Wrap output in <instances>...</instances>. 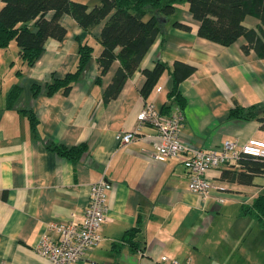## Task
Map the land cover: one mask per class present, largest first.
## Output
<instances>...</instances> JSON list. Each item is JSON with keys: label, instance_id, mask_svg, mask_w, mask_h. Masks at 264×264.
I'll return each mask as SVG.
<instances>
[{"label": "crops", "instance_id": "obj_1", "mask_svg": "<svg viewBox=\"0 0 264 264\" xmlns=\"http://www.w3.org/2000/svg\"><path fill=\"white\" fill-rule=\"evenodd\" d=\"M79 1L92 6L97 0ZM188 8L187 2L176 6L139 66L107 97L119 61L112 60L104 72L98 65L102 45L96 36L103 21L85 29L63 13L64 38H47L31 66L22 62L14 40L0 47V264H52L34 248L46 222L67 221L72 211L80 216L91 183L103 173L111 185L101 239L84 259L68 264H170L163 255L178 264H243L245 255H252L244 242L264 240V225L241 209L263 189L264 172L240 182L222 177V168L237 166L234 161L212 167L207 176L215 187L202 196L188 188L181 156L155 159L154 128L137 126V112L151 101L165 113L179 106L181 136L191 146L208 149L225 139L238 145L249 137L264 139L260 120L231 114L235 107L264 104V56L243 49L245 36L224 45L198 35V20ZM174 19L188 28L172 25ZM242 22L257 29L260 19L247 14ZM262 28L257 29L260 37ZM81 42L93 46L83 73L67 92L47 94L44 84L52 76L75 68ZM175 59L193 70L170 94ZM156 61L167 66L143 96L142 68ZM126 129H136L137 135L121 144L115 135ZM81 143L85 150L74 158L55 147ZM133 226L138 231L124 240L123 233Z\"/></svg>", "mask_w": 264, "mask_h": 264}, {"label": "trees", "instance_id": "obj_2", "mask_svg": "<svg viewBox=\"0 0 264 264\" xmlns=\"http://www.w3.org/2000/svg\"><path fill=\"white\" fill-rule=\"evenodd\" d=\"M182 2L188 3V9L198 20V35L220 44L228 45L240 36L247 38L242 47L245 51L253 48L260 56H264V35L260 37L258 30L264 26V0H97L92 6L79 0H1L0 4V47H5L11 40L18 45V53L22 62L33 65L40 57L47 38L63 39L66 27L59 18L63 13L71 14L85 29L103 21L96 39L102 45L97 56L98 65L104 72L112 60L119 61L112 82L105 90V96L114 95L121 87L128 74L133 72L161 32L165 23L176 6ZM247 14L260 19L258 28L247 27L243 19ZM172 25L188 28L187 24L177 19ZM93 53V46L87 42L78 44V60L75 68L63 76H52L44 84L47 94L62 90L67 92L72 83L77 80L86 68ZM164 61H156L151 68H142L145 81L141 94L148 95L158 76L166 68ZM193 66L181 59L172 63V80L176 91L179 80L189 75ZM175 102L182 104V98L176 95ZM259 109L261 113L259 112ZM231 114L243 118L260 120L264 129V104L252 105L249 108L235 107ZM30 122L37 120L30 114ZM57 150L68 157L80 156L86 144L73 146H55ZM237 166L229 165L222 168V177L236 179L240 182H250L253 175L264 172V158L243 153L236 161ZM243 213L256 217L264 225V187L247 205L241 207ZM138 226L125 230L124 240L131 239L138 231ZM130 244L133 243L130 241Z\"/></svg>", "mask_w": 264, "mask_h": 264}, {"label": "built area", "instance_id": "obj_3", "mask_svg": "<svg viewBox=\"0 0 264 264\" xmlns=\"http://www.w3.org/2000/svg\"><path fill=\"white\" fill-rule=\"evenodd\" d=\"M137 126L150 125L151 136L156 140L152 156L155 159L181 156L189 173L188 188L206 196L214 183L207 176V170L223 163L236 161L243 153L264 158V139L249 137L242 144L225 139L221 146L204 149L191 146L181 136L183 114L179 106L169 113L159 110L153 102L147 101L136 114ZM137 135L136 129L118 131L115 135L121 144H126ZM186 152V154H184ZM110 181L103 173L90 185L89 201L80 216L72 211L67 221L49 220L41 232L34 248L47 257L52 264H68L85 258L89 249L100 239V228L106 219L107 191ZM170 264H178L176 258L163 255Z\"/></svg>", "mask_w": 264, "mask_h": 264}, {"label": "rangeland", "instance_id": "obj_4", "mask_svg": "<svg viewBox=\"0 0 264 264\" xmlns=\"http://www.w3.org/2000/svg\"><path fill=\"white\" fill-rule=\"evenodd\" d=\"M250 233H254V231ZM243 247L247 251L252 252V255H245L243 264H264V240H259L256 244H249V241H247L244 242Z\"/></svg>", "mask_w": 264, "mask_h": 264}]
</instances>
